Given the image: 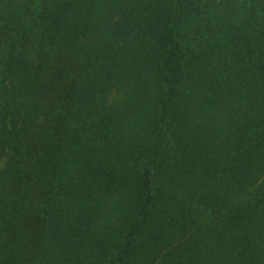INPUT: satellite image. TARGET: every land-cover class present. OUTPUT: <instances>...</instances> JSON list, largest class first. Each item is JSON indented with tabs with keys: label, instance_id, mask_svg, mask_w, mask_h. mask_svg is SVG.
<instances>
[{
	"label": "trees",
	"instance_id": "trees-1",
	"mask_svg": "<svg viewBox=\"0 0 264 264\" xmlns=\"http://www.w3.org/2000/svg\"><path fill=\"white\" fill-rule=\"evenodd\" d=\"M0 264H264V0H0Z\"/></svg>",
	"mask_w": 264,
	"mask_h": 264
}]
</instances>
